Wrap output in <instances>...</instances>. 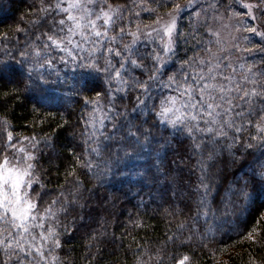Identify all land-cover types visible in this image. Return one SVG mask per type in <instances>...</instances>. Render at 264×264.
<instances>
[{
  "label": "snow or ice",
  "instance_id": "6c2138e0",
  "mask_svg": "<svg viewBox=\"0 0 264 264\" xmlns=\"http://www.w3.org/2000/svg\"><path fill=\"white\" fill-rule=\"evenodd\" d=\"M237 4L246 11H234ZM168 6L167 12H157ZM133 7L141 11L126 18L125 9L108 0H42L41 6L29 9L38 17L29 23L42 30L26 40L18 56L5 44L0 104L30 96L33 111L39 112L36 105L52 106L57 99L50 89L67 86L70 97H81L91 111H82L78 120L82 153L69 149L75 158L67 174L72 178L66 181L70 190L59 191L47 205L44 197L53 190L41 182V146H51L57 130L71 127L70 121L62 116L52 133L33 132L15 142L13 132L5 129L0 143V264H59L52 253L62 250V239L84 221L83 216H73L65 223L60 217L77 207L83 211L95 191L81 190L77 168L94 176L99 189L109 177L123 175L121 166L127 168L128 161L144 157L142 171H136L138 183L151 180L154 185L160 177L169 185L182 181L184 168L195 160L188 168L195 183L190 177L184 182L196 196L195 212L170 240L184 244L181 236L187 226L188 240L203 229L201 240L222 238L234 230L252 244L264 242V212L250 227L246 215L249 206L264 197V60L260 65L240 63L237 73L232 59L233 53L252 51L241 47V41L250 42L247 34L259 36L264 45V0H140ZM185 9L194 13L188 17L187 32L180 26ZM142 12L155 19L133 27L132 15L139 18ZM14 31L27 35L30 29L17 25ZM222 32L228 33V40ZM3 39L8 40L7 33ZM181 41L191 45L193 55L187 56L186 49L185 58L177 61ZM257 51L264 53V46ZM98 76L103 77L102 88L93 85ZM129 91L136 93L134 106L119 107L117 100ZM87 92H94V98L83 95ZM3 123L8 125L7 120ZM170 151L174 156L168 160ZM119 199L108 197L102 204L111 200L114 208ZM92 235L98 239L95 231ZM153 258L163 264L159 250L153 255L141 250L137 264H149ZM178 264H190V257L185 254Z\"/></svg>",
  "mask_w": 264,
  "mask_h": 264
},
{
  "label": "trees",
  "instance_id": "16d2710c",
  "mask_svg": "<svg viewBox=\"0 0 264 264\" xmlns=\"http://www.w3.org/2000/svg\"><path fill=\"white\" fill-rule=\"evenodd\" d=\"M42 0H0V58H6L4 47L5 44L13 56H18V50L29 38H34L33 34L40 31L39 27L33 26L30 21L38 19L29 13L30 7L36 9L41 6ZM114 6L125 9L124 15L127 18L129 13L141 11L139 7H133V4H139L140 0H108ZM184 4L187 0H178ZM155 7V5H151ZM170 6L158 9L157 12L162 14L169 10ZM242 6L237 4L234 11L241 12ZM192 9H185L180 26L184 32L189 31L188 17L193 15ZM23 18V19H22ZM133 27L136 23L141 26L151 24L155 19L154 15L141 13L137 18L132 15ZM19 25L22 28L30 29L25 33H16L15 27ZM260 30H264L261 27ZM8 34V40L3 39V34ZM247 34V33H246ZM250 42L241 41V47L252 49L247 55L233 53L232 59L237 73H240L239 64L244 63L246 66L260 65L264 60V53L257 51L261 44L259 36L247 34ZM128 38L125 37V42ZM18 41V42H17ZM192 56L191 45L180 42L177 49L176 60ZM141 52L145 51V45H140ZM239 57V59H238ZM137 76H141L139 70ZM143 79V76H141ZM93 85H103V77L98 76L93 81ZM98 88L97 90H101ZM50 94L57 99L52 106L36 107L40 108L39 112H34L33 107L35 100L30 96L22 95L19 100L8 98L3 104H0V143L5 140V129L13 132L14 142L16 137L31 136L33 132L39 136L45 133H52L57 125L61 123L62 116L68 119L71 127L65 126L57 130L51 146H41L43 155L40 158L38 169L41 173V182L45 189L53 190L44 197V203L59 194L63 190L68 192L71 177L67 174L71 171V166L75 164V158L69 149L76 154L83 151V145L80 142V124L78 122L82 111H91L86 108L81 97H70L67 86L58 89H50ZM166 94V93H165ZM90 98H94V92H87ZM136 93L129 91L127 97L118 99L117 105L121 108L131 109L135 104ZM155 95V93H154ZM70 97V98H69ZM3 99V97H0ZM107 103V96L103 97ZM41 119L45 123L40 124ZM7 120L8 125L3 121ZM255 129H246L244 135L254 132ZM76 133V135H72ZM189 141H185L188 144ZM174 154L168 153V160L173 158ZM144 157L140 160L128 161V167L121 166L123 175H113L108 178L104 187L96 189L97 181L94 176L85 174L80 168L76 172L83 181L81 190L95 189L87 206L81 211L78 207L70 209L68 216H61L62 222H70L73 216H83V226L70 235L62 239V250H56L52 255L59 257V264H137L141 258V250L153 255L157 250L163 254V264H178L179 260L187 254L190 257V264H264V242L252 244L250 241L241 239L234 230L222 238L218 235L215 240H201V232L192 235L191 239H185L188 235L187 226L180 241L173 242L169 237L177 233V227L182 222L188 224V218L195 212L196 196L186 186L184 182L191 179L194 184L196 176L190 174L188 168L195 163V160L188 162L187 167L182 173V181H177L171 185L167 184L164 177H160L159 184H153L151 180L138 183L140 177L136 175L137 169L142 171L141 166L144 164ZM155 171V169H154ZM231 170H227L225 175L231 178ZM63 186V188H61ZM39 190V189H37ZM175 193V195H173ZM84 195L87 197L88 192ZM119 196L120 199L113 208L111 200L107 204H102V200L108 197ZM70 198V197H69ZM84 203V201H81ZM264 212V197H261L251 204L247 210V219L250 222L253 218H258L259 214ZM244 217H241L243 220ZM132 221H136L140 226H135ZM79 223L80 221L77 220ZM227 228V226H225ZM239 229L244 230L245 225L239 223ZM93 231L98 235V239L93 238ZM207 247H204V245ZM139 246V248H138ZM145 259L147 257H144ZM149 264H156L153 258Z\"/></svg>",
  "mask_w": 264,
  "mask_h": 264
},
{
  "label": "rangeland",
  "instance_id": "374dc122",
  "mask_svg": "<svg viewBox=\"0 0 264 264\" xmlns=\"http://www.w3.org/2000/svg\"><path fill=\"white\" fill-rule=\"evenodd\" d=\"M244 2H245V3H249V2H252V0H244ZM244 11H246V9H242L241 12L243 13ZM221 35H222V37H223L225 40H228V39H229V37H228V33H227V32H222Z\"/></svg>",
  "mask_w": 264,
  "mask_h": 264
}]
</instances>
